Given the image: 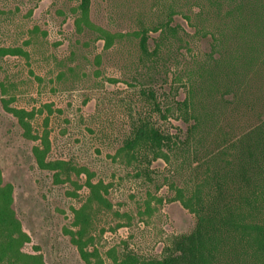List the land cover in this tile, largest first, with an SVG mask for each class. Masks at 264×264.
I'll use <instances>...</instances> for the list:
<instances>
[{"label": "rangeland", "instance_id": "obj_1", "mask_svg": "<svg viewBox=\"0 0 264 264\" xmlns=\"http://www.w3.org/2000/svg\"><path fill=\"white\" fill-rule=\"evenodd\" d=\"M90 2L95 25L124 35L108 50L94 36L75 32L78 0H0V48L26 52L0 57V170L3 184L13 188L15 216L30 237L22 251L41 255L46 264H86L69 232L77 231L73 210L89 195L87 175L57 183L53 173L37 168L32 148L38 141L23 137L5 106L33 113L32 135L48 133V161L86 170L92 183L105 186L101 194L110 208L91 206L84 238L85 251H96L104 264H111V251L119 258H161L171 237L190 233L196 218L174 201L176 189L193 190L207 179L213 165L206 154L214 140L229 130L238 137L264 113V37H256L261 60L243 69L238 36L222 37L221 44L224 6L209 0ZM170 8L175 32L160 36L151 29L168 21ZM144 29L148 55L135 36ZM219 56L224 60L215 68ZM193 83L208 93L196 106L206 138L185 146L187 125L177 103ZM234 95H242L239 107ZM245 104L253 111L245 112ZM141 122L172 137L168 161L144 153L133 159L120 151ZM227 194L235 196L231 200L239 196L235 188ZM260 212L262 218L245 209L246 221H264ZM229 247L215 264H261L244 247Z\"/></svg>", "mask_w": 264, "mask_h": 264}, {"label": "trees", "instance_id": "obj_2", "mask_svg": "<svg viewBox=\"0 0 264 264\" xmlns=\"http://www.w3.org/2000/svg\"><path fill=\"white\" fill-rule=\"evenodd\" d=\"M209 3L224 6V26L219 32L221 44L224 41L222 37H229V34L230 37L238 36L236 41L240 43L242 68L254 65L260 58L256 37H264V0H209ZM90 4V0H78L73 9L75 32L79 35L94 36L95 40L103 42V49L108 50L124 35L95 25L90 19ZM172 12L170 8L168 21L161 22L151 30L159 32L160 36L175 32L169 24ZM135 36L138 38L140 52L148 55L147 29L136 32ZM228 40L230 38L225 42ZM4 56H26V52L20 48H0V57ZM223 60L220 56L216 58L215 68H218ZM205 91L206 88L193 83L190 85L188 96L184 101L177 103L180 118L187 125L183 144L185 146H189L191 141H205L202 130L206 121L196 107L199 104L198 97L203 96ZM240 96L242 95H234V107H239L242 98ZM244 107L245 112L253 111L247 104ZM5 110L17 120L24 138L38 141V145L32 148V157L37 168L53 173L57 183L69 181L73 174L87 175L85 186L89 195L84 205L73 210L72 224L77 231H70L69 235L86 264H104L96 251H85L88 241L84 238L90 224L91 206L96 204L110 208L101 194L105 186L102 183H92L86 170L73 167L64 161H48V133L43 132L39 137L32 135L30 120L33 113L7 106ZM263 115L264 113L255 115L258 122L243 129L245 131H240L238 137L229 130L228 133H222L218 141L214 138L215 143L210 145L211 151L206 154L208 163L212 162L213 165L207 179L196 184L193 190L176 189L174 201L179 202L196 218V224L190 233L171 237L161 258L142 259L129 253L119 258L111 251V264H215L219 254L225 248H230L232 243L244 247L253 261L264 264V221L257 219L247 222L244 216L245 209L248 208L253 212L257 210V215L261 217L260 211L264 209ZM190 119L192 122L189 124ZM172 145L174 143L169 134L147 122H141L133 128L131 136L126 139L120 151L133 159L137 154L144 153L150 155L153 161L166 162L167 152ZM231 188H235L239 193L235 200H231L235 196L227 194ZM12 203L13 188L10 184H3L0 170V264H46L41 255L22 251L24 245L30 243V237L23 231L20 221L16 218Z\"/></svg>", "mask_w": 264, "mask_h": 264}]
</instances>
